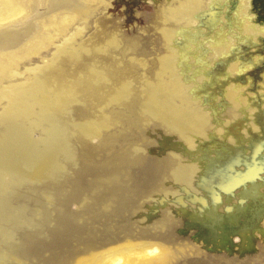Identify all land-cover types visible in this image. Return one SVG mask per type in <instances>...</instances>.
<instances>
[{
  "label": "rangeland",
  "instance_id": "obj_1",
  "mask_svg": "<svg viewBox=\"0 0 264 264\" xmlns=\"http://www.w3.org/2000/svg\"><path fill=\"white\" fill-rule=\"evenodd\" d=\"M26 27L0 47V264H44L14 249L48 236L80 141L156 190L118 214L82 191L64 264H264V0H0V39Z\"/></svg>",
  "mask_w": 264,
  "mask_h": 264
},
{
  "label": "water",
  "instance_id": "obj_2",
  "mask_svg": "<svg viewBox=\"0 0 264 264\" xmlns=\"http://www.w3.org/2000/svg\"><path fill=\"white\" fill-rule=\"evenodd\" d=\"M29 30V27H26L20 31L9 33L8 36L0 39V47L17 45L20 39L30 32ZM133 137V131L125 135V139L128 140ZM111 141L112 138L110 140L108 138L107 143H111ZM72 153L76 156V165L63 181L64 183L61 182L55 186L53 191V194L57 195V209L54 213L53 224L47 228L48 236L40 238L38 231L35 230L21 232L19 243L14 249L16 257L20 259L39 257L43 250H47L49 254L45 258L44 264H64L66 260L63 256V239L67 238V234L71 231L76 233L75 236L77 237L82 236L80 230L82 224L75 222L79 210L70 207V204L76 200L82 191L92 192L94 190L96 192L95 197L114 198L116 200L114 212L117 213L125 207L130 208L135 199L137 200L140 196L149 192L152 194L156 190L154 185L150 184V178L155 174L154 167L140 163L134 156H124L127 154L123 151L118 150L107 154L109 156H100L99 161H97L94 160L95 148L80 141L73 143ZM120 167L126 172L127 181L124 184L116 181L119 177V175L116 176V173ZM80 211L85 214H94L90 205L83 206ZM114 212L112 214H115ZM114 234L117 238L108 243L113 244L118 240L119 233ZM72 249L74 250L73 254H75L78 246L75 245ZM52 255L54 258L49 259Z\"/></svg>",
  "mask_w": 264,
  "mask_h": 264
},
{
  "label": "bare ground",
  "instance_id": "obj_3",
  "mask_svg": "<svg viewBox=\"0 0 264 264\" xmlns=\"http://www.w3.org/2000/svg\"><path fill=\"white\" fill-rule=\"evenodd\" d=\"M64 240V239H63ZM93 238H87L85 245H89L93 242ZM150 247V246H148ZM164 257L161 255L159 257H157L156 259H153L152 257L148 256V257H144L142 258V260H140L137 264H161V262L163 261ZM123 262V258L120 255H115L113 257H110L108 259V264H120Z\"/></svg>",
  "mask_w": 264,
  "mask_h": 264
}]
</instances>
